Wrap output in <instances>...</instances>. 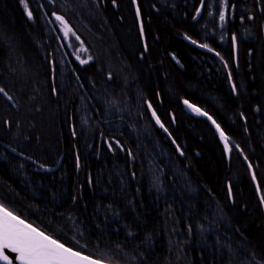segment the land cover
<instances>
[{"label": "trees", "instance_id": "obj_1", "mask_svg": "<svg viewBox=\"0 0 264 264\" xmlns=\"http://www.w3.org/2000/svg\"><path fill=\"white\" fill-rule=\"evenodd\" d=\"M226 3L0 0L4 207L113 264H264V0Z\"/></svg>", "mask_w": 264, "mask_h": 264}, {"label": "snow or ice", "instance_id": "obj_2", "mask_svg": "<svg viewBox=\"0 0 264 264\" xmlns=\"http://www.w3.org/2000/svg\"><path fill=\"white\" fill-rule=\"evenodd\" d=\"M21 2L23 3V0ZM133 2L135 3V0ZM203 2L204 0H201L202 4ZM224 5L227 6L226 0H224ZM25 9L27 10V4H25ZM197 14H199V9ZM28 15L31 18V12H28ZM137 16L139 17V11H137ZM56 19L64 25L65 36H67L71 32V28L68 27L62 17L57 16ZM219 19L221 22L225 20L223 10L219 13ZM235 42L236 37L233 36V43L235 44ZM201 46L207 47V45ZM80 50L83 51V48ZM209 50L211 51V49ZM77 58L79 59V57ZM87 62V60H80L81 64ZM0 93L7 95L3 88H0ZM195 111L199 112V109H195ZM153 116H155V112H153ZM157 123H160L159 120ZM220 135L225 141L226 150H228L227 138L223 132H220ZM12 150L15 151V149ZM5 250L14 253L15 256L10 258ZM0 261H3L4 264H14V261H17L18 264H100L99 260L66 246L65 243L45 231L26 223L23 218L18 217L3 205H0Z\"/></svg>", "mask_w": 264, "mask_h": 264}, {"label": "rangeland", "instance_id": "obj_3", "mask_svg": "<svg viewBox=\"0 0 264 264\" xmlns=\"http://www.w3.org/2000/svg\"><path fill=\"white\" fill-rule=\"evenodd\" d=\"M85 10V12H84V17H85V19L87 20V22L90 24V25H93V26H95V22H96V19H98V18H96L94 15H92L91 13H90V11L89 10H86V9H84ZM58 15H56V17H57ZM56 17L54 16V23H55V25H56V27L58 28V32H59V34H60V38H61V40H63V42H64V44H65V46L67 47V50H68V52L72 55V57H73V61L75 62V63H78V64H81L80 63V60L81 59H83V60H87V61H89V60H91L92 59V53H91V51H90V49L88 48V46L84 43V41H83V39L79 36V32H78V30L76 29H72L71 30V32L70 33H68V35L67 36H65V32H66V29H65V27H64V25L59 21V20H57L56 19ZM61 17V16H60ZM63 18V17H62ZM63 20L65 21V23L68 25V23L66 22V20L63 18ZM99 23V22H98ZM98 23H97V25H98ZM100 26V25H99ZM68 27H69V25H68ZM77 37H78V39H77ZM103 38V37H102ZM81 48H83V51H81L80 49ZM68 52L66 51V52H64V55H62L63 57H65V58H68ZM98 54H99V51H98ZM77 57H79V59L77 58ZM99 57L100 58H102V56L99 54ZM65 58H64V60H65ZM64 64V63H63ZM62 64V65H63ZM85 64H87V63H85ZM83 65V64H82ZM51 66V69H52V72L54 73V72H57L56 70H57V68H58V66L59 65H57V64H51L50 65ZM19 67H20V65H18V64H15V67L13 68H11L10 69V71L11 72H13V73H16V72H18V69H19ZM8 69V68H7ZM8 74H9V72H7ZM28 73H29V75L30 76H32V73L31 72H29L28 71ZM4 75V74H3ZM52 84H53V81H52ZM25 92H26V95H27V91L25 90ZM127 95H128V97H131V95L127 92ZM29 100H30V98H29ZM28 104V102H24L23 100L20 102V104H19V106H18V108H17V110H16V112L18 111L19 112V114H24V109L25 108H27V104ZM26 105V106H25ZM149 109H150V113H151V116L156 120V122H157V119H156V116H153V110L149 107ZM159 124V126H160V123H158ZM6 125V128L7 129H9V124L8 123H6L5 124ZM123 129L124 127H123V125H121V124H118V123H116L115 124V126L114 127H112V129ZM22 133H28V131L25 129V128H23V130H22ZM14 137L16 138V140L17 141H19L20 140V138L19 137H17V136H15L14 135ZM224 141V140H223ZM24 145H27L28 143L27 142H22ZM227 144H228V142H227ZM223 145H224V147H225V141L223 142ZM226 149V148H225ZM229 150H230V147H229V144H228V150H227V152H229ZM112 152H114V150H111ZM0 205H3V206H8L7 205V203L4 201V199L1 197V199H0ZM10 207V206H9ZM15 214V213H14ZM18 217H20V218H23V217H21V216H19V215H17ZM25 221H27V222H29L30 224H32L33 226H35V227H37L38 229H40V230H42L40 227H38L37 225H35V224H33V223H31L30 221H28L27 219H25V218H23ZM42 231H44V230H42ZM77 232V231H76ZM47 234H49V233H47ZM49 235H51V236H53L52 234H49ZM54 237V236H53ZM55 238V237H54ZM66 245V244H65ZM68 246V245H67ZM83 254H85V255H88L87 253H90V252H82ZM90 256V255H89Z\"/></svg>", "mask_w": 264, "mask_h": 264}, {"label": "water", "instance_id": "obj_4", "mask_svg": "<svg viewBox=\"0 0 264 264\" xmlns=\"http://www.w3.org/2000/svg\"><path fill=\"white\" fill-rule=\"evenodd\" d=\"M217 129H218V127L217 126H215ZM56 167H43V169H45V170H48V171H51V170H53V169H55ZM16 215V214H15ZM26 223H29V222H27V221H25ZM30 224V223H29ZM6 251V254L7 255H9V257L10 258H13L14 256H15V254L14 253H11V252H8L7 250H5ZM94 258V257H93ZM94 259H97V258H94ZM97 260H99V259H97ZM100 261V264H113V263H110V262H105V261H102V260H99ZM0 264H4V262L3 261H0ZM14 264H18V262L17 261H14Z\"/></svg>", "mask_w": 264, "mask_h": 264}, {"label": "bare ground", "instance_id": "obj_5", "mask_svg": "<svg viewBox=\"0 0 264 264\" xmlns=\"http://www.w3.org/2000/svg\"><path fill=\"white\" fill-rule=\"evenodd\" d=\"M3 145V144H2ZM6 148L10 149L8 146L5 145ZM14 154L16 155H20L17 151H13L12 149H10Z\"/></svg>", "mask_w": 264, "mask_h": 264}]
</instances>
